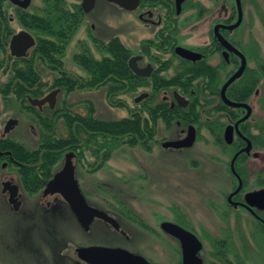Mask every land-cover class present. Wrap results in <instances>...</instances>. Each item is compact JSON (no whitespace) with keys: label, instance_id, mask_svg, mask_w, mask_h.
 Here are the masks:
<instances>
[{"label":"flooded vegetation","instance_id":"1","mask_svg":"<svg viewBox=\"0 0 264 264\" xmlns=\"http://www.w3.org/2000/svg\"><path fill=\"white\" fill-rule=\"evenodd\" d=\"M24 1L0 0V24L2 26L0 28V39L5 37L4 42L0 41V45H4L3 48H0V73L6 75L8 73L5 72V69L12 66L16 61H18V65L23 66V60H30L39 38L51 39L44 34L38 35L34 33L21 23V18L26 15H42L44 9L43 0H40L42 7L37 8L34 12L29 11L33 0H29L28 6L25 8L19 4ZM97 2H101V7H111L120 14L125 13L132 16L135 24L131 29L137 50L132 53L121 42L119 35L112 36L105 41L90 33L88 39L98 57L94 56L91 47L85 41H78V51L75 53H78L80 45L84 44L90 54L94 58L99 59L101 56L95 48L94 42L102 41L107 43L113 38H117L130 51L127 64L131 58H134V65L138 73H134L129 68L130 71L137 79L147 84L137 87L135 91H139V94L134 99V102L137 103V106L133 108L135 110L134 114L142 120L147 115L144 108H148L156 123V134L152 140L147 141L146 147L143 148L138 145L133 148L139 147L146 152H150L154 145L157 144L156 146L161 150L183 152L201 143L202 146H208L213 150L212 156L209 157L207 155V157L214 166V173L228 177V184L220 183L215 190L219 198L215 205L218 215L222 223L226 225V230L230 225L231 229L237 232L238 235L239 231H245L246 237L240 238L241 249H245V252L250 257H256L260 264H264V198L256 199L254 197L255 194L264 191V0H136L133 10H126L105 0H95L93 8L87 13L82 10L80 3H78L83 13V19L78 30L83 25L86 16L94 12ZM2 19L5 21H2ZM256 21L260 22V32L257 28L255 29V26H257ZM13 25L17 27L16 30ZM94 29L95 25L92 23L90 30L93 32ZM127 29L126 26L121 28L124 32ZM78 30L69 43L73 40ZM20 32L28 33L32 37L34 44L26 50L25 55L18 57L12 55L10 44L13 37ZM32 64L39 72L42 94L38 97H31L26 94V104L24 106L29 105L41 114H45L48 110H54L57 107L67 108L74 113L82 114L73 110V107L79 106L77 103H66L64 100L62 104L55 106L57 95L61 91L65 92L60 87H52L54 80L59 77V72L50 70V65L38 60L37 56L33 57ZM39 67L47 68L55 74L49 87L51 91L46 95L45 88L47 85L42 80ZM241 68V73L227 85L223 94L222 89L225 84ZM73 76L82 77L80 75ZM83 78L87 80L89 75L85 74ZM8 80L9 77L7 75L5 81L0 83V87L6 84ZM97 89L105 91V98L110 106H118L109 103L106 87L76 89L64 94L68 95L75 91ZM55 90H58V93L54 97L52 107L48 102L44 103L40 108L30 104V98L40 100ZM120 95L123 94H119L115 98L122 103L119 99ZM142 95H145V97L136 101ZM12 96L11 94L5 97L0 93L5 106L10 107L14 103L17 104V113L29 116L30 123L39 132V128L33 122L30 113L26 109H22V103L18 101L12 102L10 99ZM84 101L91 102L90 100ZM228 102L239 105H228ZM68 105H71V107H68ZM193 105L198 113V118L194 119L195 123L184 125L180 120H174L170 126L164 124L162 116L168 115L169 110L179 112V109L185 110ZM122 108L128 109V107ZM128 112L130 115L129 109ZM83 114H86L85 109ZM10 120H15V124L11 125L8 132H5V127ZM60 120L63 124L61 117L56 119L55 122L58 124ZM18 123V118H9L4 124L0 141L14 140L21 146L26 147L18 140L6 137ZM57 124L56 128L59 134L60 129ZM160 126L161 130L158 129ZM191 126L194 128L195 136L191 146L178 149L164 148L162 146L165 142L184 139L187 136L188 128ZM159 131L169 132L171 135L168 138L164 137L158 140L156 137ZM59 136L65 137L66 130L65 135L59 134ZM68 153L73 154L72 163L75 168V178L83 194L84 190L77 178V164L75 162H80L85 158V154H89L87 151L83 158H78L76 152L72 149L65 152L61 162L55 167L52 176L48 180L43 181L41 188L34 189L33 192L25 188L22 182L24 164L15 160L11 156L10 151H0V193L6 197L7 203L15 213L27 212V203L30 202L28 198L34 196H40V199L33 203V211L61 214L64 211H62L61 206L69 209L59 194L43 195L47 182L62 168L65 156ZM223 155L228 157V161L225 162ZM199 157H202V155L200 154ZM192 159L196 165L203 164L198 158ZM93 163H89L92 171L99 170L91 166ZM83 196L87 198L85 193ZM48 198H51V200H47ZM86 198L88 205L105 213L118 224V229H115L106 221L94 218L86 232H89L96 222L99 221L115 236H119L127 242L133 238V234L129 230L130 225L136 226L141 231H148L152 235L157 233V230L143 221L116 196H113V198L119 202V207L117 206V209H114L111 206L112 211L109 210V207L104 209L96 206ZM172 211L174 219L162 221L158 228L170 243L174 247L176 246L174 250L172 245L170 247L178 259L177 264H182L181 245L177 238L163 231L161 225L164 222L177 225L197 238L201 244V249L197 256L202 260V264H207L204 255V238H207L210 243L211 251L209 253L213 259L220 261L222 264H244L242 260L241 262L237 261L239 257L237 255L238 251L233 246L234 242L229 235L223 238L210 239L206 237L205 232H199L194 229L189 224V220L178 210L173 209ZM112 247L123 248L131 253L140 255L151 264L149 259L135 250L121 245ZM230 252H234L237 263L232 262L228 257Z\"/></svg>","mask_w":264,"mask_h":264},{"label":"rangeland","instance_id":"2","mask_svg":"<svg viewBox=\"0 0 264 264\" xmlns=\"http://www.w3.org/2000/svg\"><path fill=\"white\" fill-rule=\"evenodd\" d=\"M64 1L68 5L80 3V0ZM101 5V2H97L94 12L86 16L83 25L67 46L62 60L63 67L72 75L85 76L72 61V55L78 51V41L87 42L94 56L98 57L88 39L90 33L105 41L119 35L121 42L132 53L137 50L131 29L135 24L132 16L120 14L111 7ZM40 7L42 2L33 0L29 11L34 12ZM92 23L95 25L93 32L90 30ZM256 25L255 29L260 32V22L256 21ZM122 26L128 29L124 32L121 30ZM13 28L17 29L14 25ZM39 71L47 85L46 95L51 91L49 87L55 74L44 67H39ZM6 76L0 73V83L5 81ZM64 93L61 91L57 95L55 106L62 104L64 100L71 104L90 100L96 109L95 116L99 119L114 120L129 115L127 108L110 106L103 89L75 91L68 95ZM138 94L139 91L123 94L119 99L129 109H133L137 106L134 99ZM17 107L15 103L6 107L0 97V137L5 122L9 118H18V125L6 137L20 141L29 149H35L39 139L37 128L30 123L29 116L17 113ZM73 110L84 113L81 106L73 107ZM57 125L60 129L59 134L65 135L62 121L60 120ZM160 128L161 126L158 127ZM170 135L169 132L159 131L156 138L159 140ZM156 145L150 152L139 147L121 146L96 171L89 167V163L95 160L89 154H85V158L75 163L77 178L88 201L104 209L109 207L112 211L111 206L114 209L119 207V202L113 198L116 196L143 221L157 230V235L130 225L129 230L133 238L127 242L115 236L99 221L86 232L68 208L61 206L62 211L64 210L61 214L33 211V203L40 199V196H34L28 198L30 202L27 203V212L15 213L7 203L6 197L0 193V264H84L75 256V248L115 245L141 253L151 264H177L178 259L173 251L176 246L174 247L158 228L162 221L174 219L173 209L182 213L194 229L205 232L206 237L210 239L229 235L238 251V262L242 260L244 264H260L256 257H250L245 249L242 250L240 247V238L245 236V231H239L238 235L230 225L226 230V225L222 223L215 208L219 199L215 190L220 183L228 184V177L214 173V166L207 157L212 156L214 151L208 146H202L201 143L183 152L161 150ZM200 154L202 157H199ZM192 158H198L203 164L196 165ZM223 158L225 162L228 161L226 155H223ZM203 240L207 264H222L210 255L211 246L208 239ZM228 257L237 263L234 252H230Z\"/></svg>","mask_w":264,"mask_h":264},{"label":"trees","instance_id":"3","mask_svg":"<svg viewBox=\"0 0 264 264\" xmlns=\"http://www.w3.org/2000/svg\"><path fill=\"white\" fill-rule=\"evenodd\" d=\"M43 2L41 16L26 15L21 18V23L34 33L44 34L51 39L39 38L30 60H23V66L18 65L16 61L6 68L9 80L0 87L3 96L12 94L10 98L12 102L22 103V109L30 113L33 122L39 128L38 145L35 149L23 147L14 140L0 141V151H10L15 160L24 164L22 182L24 187L32 192L43 186V181L52 176L63 154L71 149L76 152L78 158H83L87 151L95 158L91 166L100 169L121 146L133 148L139 145L145 148L147 141L152 140L156 134V123L148 108H144L147 115L142 120L134 114V109L128 108L131 113L128 117L106 121L95 116L96 109L88 101L78 103L86 110V114L58 107L41 114L29 105L24 106L26 94L31 97L42 94L40 75L32 64L35 56L41 62L50 65V70L59 72V77L54 80L52 87H60L67 93L76 89L106 87L109 103L121 107L127 106L115 98L117 95L131 94L137 87L147 85L130 71L127 64L130 51L117 38L110 39L107 43L94 42L101 56L99 59L94 58L84 44H81L80 51L72 56L75 65L89 75L87 80L67 73L61 59L67 44L81 25L83 13L78 3L68 5L64 0ZM2 38L0 41L4 42L5 37ZM3 46L0 45V48ZM60 117L66 130L65 137L59 136L57 132L55 120ZM196 118L198 113L194 105L185 110L179 109V112L169 110L168 115L162 116L167 126L174 120H180L184 125L195 123Z\"/></svg>","mask_w":264,"mask_h":264},{"label":"water","instance_id":"4","mask_svg":"<svg viewBox=\"0 0 264 264\" xmlns=\"http://www.w3.org/2000/svg\"><path fill=\"white\" fill-rule=\"evenodd\" d=\"M109 3L115 4L126 10H133L136 0H105ZM95 0H81L80 6L82 10L87 13L94 6ZM29 0L19 3L22 7H27ZM34 44L32 37L26 32H20L13 37L10 49L14 56H23L26 50ZM185 53L192 54L187 51ZM129 68L134 72L138 73L134 65V58L129 60ZM242 68L239 72L234 75L223 87L224 89L241 73ZM58 93V90L51 92L43 99H29L32 106H38L39 108L46 102L53 106L54 97ZM145 95L140 96L136 99L138 101ZM223 98L225 99L224 95ZM228 105L238 106L239 104L230 103ZM15 124V120H10L5 127V132H8L11 125ZM228 133V132H227ZM226 133V134H227ZM194 128L191 126L188 128L187 136L179 141L165 142L163 143L164 148H184L189 147L194 142ZM72 153H68L65 156V161L62 168L54 174V176L47 182L43 195L48 194H59L63 201L68 205L70 211L75 216L77 222L84 231H88L90 223L94 218L102 219L112 225L115 229H118V224L111 217L105 213L91 207L87 204L80 188L78 181L75 178L74 165L72 163ZM256 199L264 198V191L255 194ZM161 228L166 233L177 238L180 242L182 249V264H202V260L197 256V253L201 249V244L197 238L190 232L180 228L177 225L164 222ZM74 254L78 260L85 264H149V262L142 256L129 252L123 248L113 247H77L74 250Z\"/></svg>","mask_w":264,"mask_h":264}]
</instances>
